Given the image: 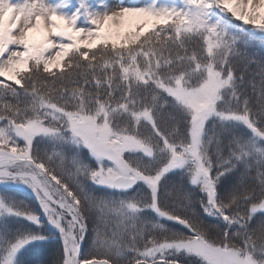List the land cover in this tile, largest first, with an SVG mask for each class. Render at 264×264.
<instances>
[{"label": "snow or ice", "instance_id": "snow-or-ice-1", "mask_svg": "<svg viewBox=\"0 0 264 264\" xmlns=\"http://www.w3.org/2000/svg\"><path fill=\"white\" fill-rule=\"evenodd\" d=\"M257 42L264 0H0V264H264Z\"/></svg>", "mask_w": 264, "mask_h": 264}, {"label": "trees", "instance_id": "trees-1", "mask_svg": "<svg viewBox=\"0 0 264 264\" xmlns=\"http://www.w3.org/2000/svg\"><path fill=\"white\" fill-rule=\"evenodd\" d=\"M251 51L256 54L257 57L264 56V47L260 46L259 42H257L256 47L252 48ZM255 71V68L252 69ZM15 193H21V191H17ZM12 194V193H10ZM23 196H25V193H21ZM14 195V194H12ZM87 247V244L85 245ZM59 244L53 243L45 248H36L32 251L30 255V259H33L35 261H44L51 258L52 253L54 251H58Z\"/></svg>", "mask_w": 264, "mask_h": 264}, {"label": "rangeland", "instance_id": "rangeland-1", "mask_svg": "<svg viewBox=\"0 0 264 264\" xmlns=\"http://www.w3.org/2000/svg\"><path fill=\"white\" fill-rule=\"evenodd\" d=\"M73 2L75 3V0H73ZM94 2H96V0H94ZM120 2L121 0H107V3H109L111 6H115ZM130 2H136V3L142 4V3L147 2V0H123V3L125 4L130 3ZM19 191H21V193H25L26 195L23 196L21 193H12L14 194L16 199L23 200L26 204H29L32 207H37V202L30 191L26 189H21Z\"/></svg>", "mask_w": 264, "mask_h": 264}]
</instances>
